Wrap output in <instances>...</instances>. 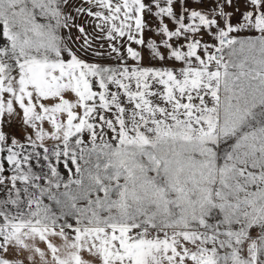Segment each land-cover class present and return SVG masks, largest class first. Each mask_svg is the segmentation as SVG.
I'll return each mask as SVG.
<instances>
[{"label": "snow or ice", "instance_id": "snow-or-ice-1", "mask_svg": "<svg viewBox=\"0 0 264 264\" xmlns=\"http://www.w3.org/2000/svg\"><path fill=\"white\" fill-rule=\"evenodd\" d=\"M0 264H264V0H0Z\"/></svg>", "mask_w": 264, "mask_h": 264}]
</instances>
